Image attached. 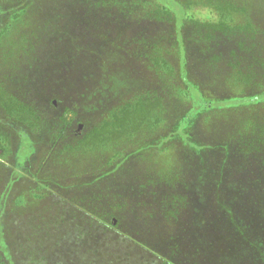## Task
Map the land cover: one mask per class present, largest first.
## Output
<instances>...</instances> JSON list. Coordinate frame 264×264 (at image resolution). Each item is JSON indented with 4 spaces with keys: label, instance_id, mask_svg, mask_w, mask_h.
I'll return each mask as SVG.
<instances>
[{
    "label": "rangeland",
    "instance_id": "rangeland-1",
    "mask_svg": "<svg viewBox=\"0 0 264 264\" xmlns=\"http://www.w3.org/2000/svg\"><path fill=\"white\" fill-rule=\"evenodd\" d=\"M216 1L0 0V120L8 93L41 120L26 111L30 134L0 122V211L13 261L176 264L180 249L186 264H264V103L252 106L264 102V69L253 66L264 51V0H228L242 14ZM156 5L170 15L153 16ZM222 24L225 35L200 40ZM248 25L262 34L235 30ZM150 49L164 60L159 69L147 65ZM146 87L163 101L142 130L118 140L96 130L120 98ZM171 196L197 201L199 215L180 205L164 219ZM225 221L246 247L233 248ZM196 247L223 257L201 259Z\"/></svg>",
    "mask_w": 264,
    "mask_h": 264
},
{
    "label": "trees",
    "instance_id": "trees-1",
    "mask_svg": "<svg viewBox=\"0 0 264 264\" xmlns=\"http://www.w3.org/2000/svg\"><path fill=\"white\" fill-rule=\"evenodd\" d=\"M216 6L222 13H235V14H242L243 10L239 9V7H237L236 5H234L233 3L229 5L228 0H218L215 2ZM107 4V3H106ZM106 4H104L103 6H106ZM186 5V3H185ZM153 8H157L155 9L156 11L152 12L151 14L154 16L156 14L162 15V14H166V15H170L169 14V10L167 8H165L164 6H153ZM19 15V14H18ZM225 26V27H224ZM225 24H222V27H220L219 32H217L216 30L213 32L207 28L204 29L203 32H201L199 34L200 40L202 42H207L210 41L213 37V33H217L220 35H225V29H226ZM225 28V29H224ZM240 29V31L244 32V35H252V40L255 39V34H259L258 36H260L262 34V32H260L259 30L256 31H252L250 25L246 26V27H236V31L238 32L237 29ZM257 32V33H256ZM254 33V35H253ZM230 33L227 32L226 36L229 35ZM242 47L244 46V44L241 45ZM256 46V45H255ZM247 49V48H246ZM245 49V51H246ZM153 52V56H147L149 57V60H147V65L149 66V69H154L155 67L157 69L160 68L161 64L164 63V60L161 56H158L157 53L155 52L154 49H150ZM241 50V49H240ZM255 48L253 47L252 50L248 49V52L255 57L254 53H255ZM232 64V63H230ZM254 67H262V70L264 69V51L261 50V58L258 62H256L254 60ZM173 69V67L171 68ZM241 69H242V65H241ZM174 72V69H173ZM161 73V72H160ZM240 76L242 77L243 81L249 82L252 81V79H254L253 76H251V74H246L242 71L239 70ZM264 80V70L262 73V81ZM160 82V81H158ZM183 86V85H182ZM161 89V86H160ZM160 89L158 90L157 88L153 87L152 89L149 88H144L143 89H139L137 90L134 94H130V96H127V98H120L117 101V104L114 107H111L105 114V119L102 121V123L100 124V126H98L96 128L97 131H99L101 134H106L107 136H109V132L110 135H112V138L114 140H118L120 138H130L132 137L133 133L138 132L140 130H142V124H143V118L146 119L147 114L149 115L151 113V111L155 110L156 108H160L162 106V104H160L161 101H163V98L159 97L160 95ZM264 91V89H262L260 92ZM259 92V93H260ZM246 97V96H245ZM2 99L4 100L2 102L3 105V109L7 111V116H5V118L3 120H0V122L6 126H8L7 128L11 131L12 128V124H17L19 125V127L24 130V132H29V134L31 133V128L29 126V123L27 121L28 116H27V110H30L32 112V116H36L38 118V121L40 122V118H39V114L35 113L34 111H32V106H29L27 104V101H23L21 100V98L18 97H14V95H12V93H8V95ZM7 99V100H5ZM264 102H257V103H253L252 106H257L259 104H263ZM14 108V110H16L15 112L12 111L11 109ZM15 113V115H14ZM15 116V117H12ZM35 117V118H36ZM14 118V119H13ZM4 122V123H3ZM135 124V126L133 125ZM138 126V127H137ZM109 128V130H105V131H101V128ZM117 128V129H116ZM94 130V131H96ZM116 130H119V132H117ZM117 136V137H116ZM17 138V137H16ZM109 139V138H108ZM71 147H73V145H71ZM184 183H188V181L184 180ZM181 187H185L186 189L189 188V186H187L186 184H181V182L178 183ZM148 186H151V184H147ZM145 185V186H147ZM146 189V187H145ZM152 197V196H150ZM190 198H185L184 196H180V197H170L169 198V202L171 204V206L163 208L161 211V215L164 217V219H171L172 217H174L176 214H178L179 209L178 207L181 206H188L191 205V208L194 212L192 218L197 217V215H199V203L197 201H193V204L191 203V200H189ZM197 199V198H195ZM158 201H155V203ZM147 202L143 201L142 203H140L141 207H146L147 205H149ZM221 205L224 207L225 205H229V204H225L224 202H220ZM139 204V203H138ZM154 206V205H153ZM163 206V205H162ZM99 206L96 207V216H100L99 215V211L98 208ZM155 207V206H154ZM159 206H157L158 208ZM173 207V208H172ZM172 208V209H171ZM223 210V209H222ZM94 211V210H93ZM152 212H154L155 210L151 209ZM226 214L224 216L228 217L229 219L234 215V213L232 211H229L227 208L226 210H223ZM55 213V215H51L52 217V221L55 222L56 224H52V225H56V229L58 227H61V223L62 220L57 218L59 216V212L58 211H54L53 214ZM151 213L149 212V209H147V212L145 214ZM3 214V218L4 219H0V225H2L3 229L1 230L0 227V264H22L21 262H16L13 261V258L11 256V252L10 249L7 246V233H6V212L0 211V216ZM150 217L152 218V214H150ZM102 218V217H101ZM51 218H48V221ZM92 219V218H91ZM153 219V218H152ZM200 225V224H198ZM202 225H205L204 223ZM199 227V226H198ZM233 227V226H232ZM244 227V226H243ZM224 230H226L227 233L231 234V239H232V246L233 248L235 247L234 245L238 244L239 247H242L240 244H244L243 246L246 247L248 242L245 239H242L241 237L238 236V240L234 241V236L235 235L233 232H231L232 228L231 225H229L226 221L224 222ZM247 229V228H246ZM242 232H246L245 229L243 230L241 228ZM190 235L191 232L189 231ZM31 235L28 234L27 239L30 240ZM246 237V236H245ZM248 238V237H246ZM112 242H114L112 240ZM106 244H109V240L106 242ZM197 245V244H196ZM106 249L109 248V245L105 246ZM210 251H208V253H206V255H203V252H201L200 248L196 247V249H193V252H197L201 254V259L206 258V256L208 257V261H218L219 255L221 257H223L222 252L219 253L221 251L218 252L216 250H219V248L213 247L212 249L210 247H208ZM109 251V250H108ZM178 251V252H177ZM180 249H176L175 254L178 253V255L176 256L177 258H175V262L176 264H186L187 259L185 260H181L180 259ZM251 253L253 254L254 252L251 250ZM219 254V255H217ZM194 255V254H193ZM255 255V254H254ZM207 260V259H206ZM28 263V262H27ZM30 264V263H28ZM192 264V263H191Z\"/></svg>",
    "mask_w": 264,
    "mask_h": 264
}]
</instances>
